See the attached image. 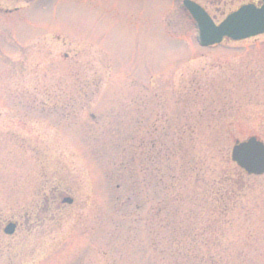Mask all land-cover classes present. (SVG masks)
Segmentation results:
<instances>
[{
    "label": "rangeland",
    "instance_id": "rangeland-1",
    "mask_svg": "<svg viewBox=\"0 0 264 264\" xmlns=\"http://www.w3.org/2000/svg\"><path fill=\"white\" fill-rule=\"evenodd\" d=\"M195 1L216 22L256 3ZM198 35L182 0H0V217L73 199L0 264H176L175 222L225 264H264V175L231 158L264 143V35Z\"/></svg>",
    "mask_w": 264,
    "mask_h": 264
},
{
    "label": "water",
    "instance_id": "water-1",
    "mask_svg": "<svg viewBox=\"0 0 264 264\" xmlns=\"http://www.w3.org/2000/svg\"><path fill=\"white\" fill-rule=\"evenodd\" d=\"M184 6L196 23L198 41L202 47L219 45L225 39L241 42L264 35V0L260 7L255 4L241 6L219 25L195 2L185 0ZM231 158L248 175H264V143L257 138L251 137L246 141L236 142Z\"/></svg>",
    "mask_w": 264,
    "mask_h": 264
},
{
    "label": "flooded vegetation",
    "instance_id": "flooded-vegetation-1",
    "mask_svg": "<svg viewBox=\"0 0 264 264\" xmlns=\"http://www.w3.org/2000/svg\"><path fill=\"white\" fill-rule=\"evenodd\" d=\"M183 1L184 0H182V2ZM193 1L198 3L195 0ZM255 4L260 5L261 0H256ZM204 8L215 20L211 12L208 11L206 7ZM11 136L13 137V139L10 140L14 141V144L16 142L17 144L19 143L22 147H26V145L33 147L32 143H30L29 141L30 139L23 138L18 140L16 139L18 138L17 135L10 133L8 137L11 138ZM1 142L8 143L7 140ZM41 194H44V192H42ZM63 194L66 193L64 191H60L59 188H54L50 191V194H46L45 196L40 195L38 198V202L31 206L30 210L26 211L25 214L18 213L10 218L0 217V243H21L23 242L22 240H25V236H23V233L28 232L29 227L32 228V230L43 228L44 223H47L46 219H43V213H50L52 211L58 212L63 208L72 205L73 199ZM70 202L72 203L70 204Z\"/></svg>",
    "mask_w": 264,
    "mask_h": 264
},
{
    "label": "trees",
    "instance_id": "trees-1",
    "mask_svg": "<svg viewBox=\"0 0 264 264\" xmlns=\"http://www.w3.org/2000/svg\"><path fill=\"white\" fill-rule=\"evenodd\" d=\"M174 224L175 225L173 226L172 232L175 236V243L172 244L174 249L169 246L167 249H162L161 253L167 254L170 257L174 256V261L176 264H225L224 261L221 260L217 255H208L211 252L210 248L212 244H209L204 241L198 243V240L196 242H194V240L189 241L190 238L188 237V235L190 232H192L193 237L198 235L200 238L203 239V236L206 234L204 230L199 231L197 229V231H195L194 229L187 227H178L177 222H175ZM179 238H181V240H179ZM182 238L187 239L188 241L186 242H188L189 245L185 241H183ZM186 247L188 248L186 251H184ZM187 251L189 253L194 252V254L192 256H188L187 258H183V254ZM207 255L209 257H206Z\"/></svg>",
    "mask_w": 264,
    "mask_h": 264
}]
</instances>
